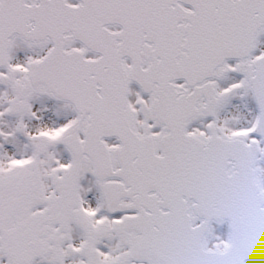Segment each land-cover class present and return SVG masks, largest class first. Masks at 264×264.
<instances>
[{"label":"water","instance_id":"1","mask_svg":"<svg viewBox=\"0 0 264 264\" xmlns=\"http://www.w3.org/2000/svg\"><path fill=\"white\" fill-rule=\"evenodd\" d=\"M77 1L0 0V83L11 85V109L40 91L76 111L74 125L59 137L70 160L56 193L35 195L27 172L14 181L15 194H0L5 259L33 264L57 253L61 232L74 220L86 237L77 250L84 264H264L256 144L219 133L213 123L206 135L187 131L227 99L229 91L217 92L213 78L226 75L225 61L236 60L257 107L264 159V52L252 57L264 31V0ZM15 37L51 44L21 82L9 67ZM74 43L81 47L67 49ZM131 84L149 95L141 132L128 103ZM149 121L159 134L150 132ZM106 139L116 143L108 146ZM88 169L108 212L123 213L110 231L124 237L126 250L111 260L99 259L94 242L104 232L77 208L78 176ZM213 224H226L223 249L207 247Z\"/></svg>","mask_w":264,"mask_h":264},{"label":"flooded vegetation","instance_id":"2","mask_svg":"<svg viewBox=\"0 0 264 264\" xmlns=\"http://www.w3.org/2000/svg\"><path fill=\"white\" fill-rule=\"evenodd\" d=\"M2 97L3 92H0V175L11 173L15 166H21L25 160L37 161L47 173L57 169L62 151L53 142L54 136L59 132V120L71 118L73 109L66 103L52 101L42 94H34L17 119V123L23 120V126H12L11 116L6 111V98ZM48 101L53 103L52 111L45 109L39 114L35 113L32 108L34 105L44 108ZM37 138L43 140L41 151ZM85 194L90 196V192L86 190Z\"/></svg>","mask_w":264,"mask_h":264},{"label":"rangeland","instance_id":"3","mask_svg":"<svg viewBox=\"0 0 264 264\" xmlns=\"http://www.w3.org/2000/svg\"><path fill=\"white\" fill-rule=\"evenodd\" d=\"M241 83L234 85L233 95L229 99L230 101L228 103V107L235 108L238 113L230 115L229 117L223 116L224 118H221L219 130L222 132L228 131L231 133L241 131L249 137L250 141H254V127L256 119L255 108L251 100L250 93L246 88L243 87ZM130 101L131 105H133L134 107H138L139 105H144L147 100L143 98V95L140 92L133 89L131 92ZM12 122L10 123L11 125H13ZM18 125L23 126V120H20ZM191 130L194 132H200V127L199 125H193L191 127ZM59 161L63 163L65 161V156H62V158L59 159L58 162ZM90 179L91 178L89 174L82 177L81 205L86 210L89 217L93 219L94 223H96L98 226L107 227L112 220L116 219V216H109L106 214L102 198L95 190L94 185L90 184ZM260 181L264 188V178L262 180L260 179ZM85 190L87 192H90L89 197L87 194H85ZM81 239V232L73 228L70 234L67 236L65 252L72 254L74 252V246H76L81 241ZM226 240L227 235L225 227L215 226L212 228L211 233L208 237V244L211 247L221 248L225 245ZM123 247L124 245L122 243V240L115 238L112 235H108L105 240H101L98 243L99 253L103 258H109L119 250L123 249ZM49 262L53 264H65L62 256H60L59 259L51 258L47 261H41L37 264H49ZM0 264H2L1 257Z\"/></svg>","mask_w":264,"mask_h":264},{"label":"bare ground","instance_id":"4","mask_svg":"<svg viewBox=\"0 0 264 264\" xmlns=\"http://www.w3.org/2000/svg\"><path fill=\"white\" fill-rule=\"evenodd\" d=\"M76 47H80V45L76 44ZM263 49H264V31L260 32L256 38L253 56L260 53ZM41 51H42V49L37 48V47H32V50H27V48L25 47L24 44H22L18 40H14L11 44L10 57H11L13 63H20V62L22 63V62H24V59L26 57H28L29 55H31V54L38 55L39 53H41ZM225 64H226V67L228 68V72L226 73V75L224 77L216 80V90L217 91H221V90L225 89V87H227V86H234V85L240 83L242 78H243L241 75H237L236 72L234 71V67H233L234 63L233 62L229 61V62H225ZM2 88H4V87H2ZM133 89L140 92L135 86L130 87V90H129V102L130 103H131V101H130L131 92ZM0 92H7V95H9V96L11 95V89L8 86L5 87V89L0 88ZM232 95H233V91L229 94L228 99L225 102H223L222 104L217 106V108L214 111V115L212 117H209V118H206L203 120H196L193 125H199L200 132H203V131H205L206 125L212 121L214 126H215V129L217 131H219V127L221 124V118L229 117L230 115H234V114L238 113L235 108H233V107L229 108L228 107V105H229L228 103L230 101L229 99L231 98ZM143 98L147 100V96L143 95ZM251 100H252V98H251ZM51 104H53V103L48 101L44 105V108H42L40 106L37 107V105H34L32 108L35 111V113L39 114L42 111H44L45 109H47L48 111H52L53 105H51ZM140 106L141 105H139L138 107H140ZM132 107L136 112L137 124L141 125L142 120H143L142 114L138 111V107H134L133 105H132ZM69 120H70V118L60 119L58 125L59 126L64 125L65 123L69 122ZM155 132L156 131H154V133ZM229 133L230 132H228V131L226 132V134H229ZM245 139H246V141H250L248 136H246ZM253 142L256 144L257 148H259L260 143H261V139H259V137L257 135H254V141ZM106 143L108 145H111L114 143V141H113V139H110V140H107ZM62 156H64V154H62ZM257 173H258V177H260V179L262 180L264 178V162L261 159H259L257 161ZM88 174L91 178L90 184L94 185L95 190L98 192V188L95 186V183L91 177V171L90 170L88 171ZM98 194H99V192H98ZM207 242H208V238H207Z\"/></svg>","mask_w":264,"mask_h":264}]
</instances>
